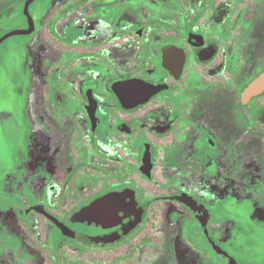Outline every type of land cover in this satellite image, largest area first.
Segmentation results:
<instances>
[{"label":"flooded vegetation","instance_id":"obj_1","mask_svg":"<svg viewBox=\"0 0 264 264\" xmlns=\"http://www.w3.org/2000/svg\"><path fill=\"white\" fill-rule=\"evenodd\" d=\"M13 3L0 264H264V0Z\"/></svg>","mask_w":264,"mask_h":264},{"label":"rangeland","instance_id":"obj_2","mask_svg":"<svg viewBox=\"0 0 264 264\" xmlns=\"http://www.w3.org/2000/svg\"><path fill=\"white\" fill-rule=\"evenodd\" d=\"M10 7H13L12 8V11L14 13L13 18H9V16H7L8 14L6 13L7 9ZM1 13H4V15L3 14L0 15V18H2L0 20V27H2V30L11 29L15 27L17 24H19V22H21V19L19 18V15H18L19 13L18 6H16L14 3L0 8V14ZM21 38H22V35L15 34L13 36H9L7 39H5L0 44V51H2L3 54L5 53L8 54V52H11L12 50H14L15 53L17 54V51H19V43H20ZM6 59H7L6 56L4 57L0 56V63L2 64L1 65L2 67L5 66L4 63ZM10 61H9V65H11L12 72L14 74H17L18 68H19L18 62L12 63ZM7 71H8V74H10V71L8 68H7ZM11 90H12V82L7 78H3L2 84L0 83V105L3 106L2 109H5L4 106L10 103L9 101H10ZM8 137H9V133L7 131L5 132L0 131V156L2 153L8 151L10 147L12 146V144L8 141ZM68 258L73 261L74 256L69 255Z\"/></svg>","mask_w":264,"mask_h":264},{"label":"water","instance_id":"obj_3","mask_svg":"<svg viewBox=\"0 0 264 264\" xmlns=\"http://www.w3.org/2000/svg\"><path fill=\"white\" fill-rule=\"evenodd\" d=\"M22 31H12L9 32L6 36L16 34ZM264 90V70L256 77L255 80L246 88L247 93H259Z\"/></svg>","mask_w":264,"mask_h":264}]
</instances>
